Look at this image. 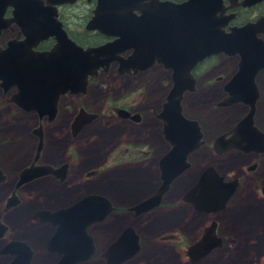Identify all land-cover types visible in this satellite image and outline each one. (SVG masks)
Here are the masks:
<instances>
[{
    "label": "flooded vegetation",
    "instance_id": "af4514ba",
    "mask_svg": "<svg viewBox=\"0 0 264 264\" xmlns=\"http://www.w3.org/2000/svg\"><path fill=\"white\" fill-rule=\"evenodd\" d=\"M82 1L84 0H79L74 6L59 7V20L63 23L68 36L83 48L101 46L110 42L111 39L95 32H86L84 29L85 24L91 17V11L95 5L94 1L86 3L89 8L81 23L77 24L78 31L73 32V30L68 29V24L62 11L68 7H75ZM158 1L180 6L190 0ZM195 2L197 0H193V4ZM156 3L157 0H141L139 2V10L135 12L137 18L141 16V9L147 11V6ZM216 4L217 6L220 4L221 11L215 10L214 16L209 19L224 22V26H222L224 33H230L232 30H243L244 33L239 37V42L243 38L248 39L250 47L253 45V50L257 52V58L264 59V0H216ZM198 10L201 14L203 13L201 9ZM13 12L14 9L7 8L2 16V21H8L9 24L0 30V52L6 50L9 45L19 46L20 42L24 41L26 37L21 28L15 22L10 21L14 17ZM150 12H154V9H151ZM194 18L195 15L192 16V20ZM180 19L190 21V17ZM217 26L216 24L215 27ZM26 30L29 29L27 28ZM166 34H161L154 38L156 42H161L162 47L172 40L174 44V40L178 37L181 40L176 42H183L184 35L185 39L187 38L185 32L178 34L176 39H174V36ZM53 45L54 40L49 38L37 43L33 51L37 53L48 52ZM16 50L20 52L19 49ZM171 51L172 48L167 52V56H169ZM129 54L130 51L124 53L122 55L123 59H127ZM1 55L0 226L5 229V234L0 240L2 248L9 241H13L11 238L9 241H4L9 236V233H12L8 225L9 218L14 217L18 213L19 208L29 207L34 205L35 202L43 201L45 196L44 193H39L40 189H45L51 183L57 189V207L53 208V210L40 206L34 207L35 209L31 208L27 213L28 225H24L22 229L26 235L23 236V239L16 240L25 243L30 248L32 258L36 251L42 250L49 255L57 257L54 263L59 259L57 253H50L46 246L54 233V228L39 223L37 219L33 218L35 214L43 210L65 209L92 195L104 198L114 210L101 223L86 227L87 235L92 238L95 247L93 258L87 262L92 261L98 255L102 264H105L103 255L127 228H131L134 231L137 237L138 250L122 264H147L141 259L142 257L150 256L155 260L161 255L160 251H156L155 245L158 246L156 238L163 233L165 234L160 237V240L171 244L172 250H176L182 243L185 258L190 263L187 257L188 249L202 239L206 229L212 223L216 225V235L222 240L221 247L213 251L219 250L224 246V240L218 234L219 224L213 218L218 213L206 214L197 212L192 204L183 201V196L196 181L190 184L186 190L176 192L177 188H175V185L184 177L186 172L171 183L156 208L139 215L129 211L130 208L142 204L150 197H153L161 185L159 161L170 150L171 144L162 133V120L158 116L162 111L167 95L174 87L173 76H175V73L172 68L166 69L163 63L154 60V64L145 71L122 75L117 72L118 64L113 63L108 67V71L105 72L100 69L95 77L88 79L84 95L65 94L60 96L56 104L55 116L52 120H49L48 115L34 111L35 109L45 111V104L42 103L43 98L39 93V89L37 94L40 82L37 83L35 80H29L28 78L21 80L13 77H19L24 74L26 68L29 69V65L25 68L21 64L20 58H9L8 60ZM162 58L164 57L162 56ZM221 58L233 61L232 69L228 75L226 73L221 75L215 71L216 64ZM13 60L14 62L11 63ZM240 61L241 55L239 53L233 56L224 54L213 55L197 63L191 71L193 91L183 93L181 108L185 118L196 121L199 125L203 135V144L187 158L190 167L189 158L200 149L206 147L204 134L207 124L205 123L204 125V122L187 115L184 107L185 98L197 94L200 90L205 89V86L207 87V92H209L213 89L210 88L212 85L219 84L220 90L218 93L221 97L223 95V97L219 98L216 108L237 107L244 110L242 116L237 118L225 131L212 139L210 150L217 157H224L215 152V140L221 135H226V139L230 138V132L248 111V107L241 103L232 106L220 105L227 96L224 87L231 78L237 75ZM260 63L247 74V85L249 90L251 85L255 86L257 90L253 120L254 126L264 135V129L257 122L258 116H262L264 121V68H258ZM21 70H23V73H21ZM184 79H186L185 76ZM179 82L180 84L183 83L182 81ZM111 86L117 87L118 90L110 89ZM20 87L24 90L22 94H20ZM156 91L160 93L158 99L153 97ZM91 96L99 99L96 109L89 108L84 103ZM81 114H89L94 117L80 120L79 116ZM52 124L55 125V128H53L55 134L51 142L57 144V163L51 165L44 160V157L48 143H50L47 142L46 128ZM117 126H121V128L115 130ZM62 127H64V130ZM63 133L66 135H63ZM231 154H239L247 158L248 162L254 161V164L247 167V171L251 173L257 169L258 161H262L264 158V152L254 151L247 154L239 151H230L225 156ZM43 165L51 166L55 170L54 175L34 178L17 188L20 175L25 170H28L31 166ZM130 169H133V171ZM139 180L141 181L140 185L124 189L130 182L136 185ZM113 197H119L116 198L117 202ZM14 201L16 206H10ZM7 205L10 207L6 209ZM165 215H169L168 227L164 225ZM175 215H179V218H175ZM126 216L131 217L134 223H138L139 226L134 228L126 224ZM207 216H211L212 220H209L210 224L203 226L198 232V239L193 243L189 241L182 242V237L177 233L189 235L195 232L191 230H194L197 224H201L200 218L204 219ZM45 227L48 229L47 235ZM98 227H101V233L93 235L91 230ZM184 228L191 232L186 231ZM63 243L69 252L77 253L75 248L78 250L83 248V244L76 243L72 245L68 238ZM100 244H102L101 249H99ZM77 245L82 248H78ZM143 251H145L144 255H142ZM198 262L190 264H197ZM30 264H32L31 261Z\"/></svg>",
    "mask_w": 264,
    "mask_h": 264
},
{
    "label": "water",
    "instance_id": "95a60500",
    "mask_svg": "<svg viewBox=\"0 0 264 264\" xmlns=\"http://www.w3.org/2000/svg\"><path fill=\"white\" fill-rule=\"evenodd\" d=\"M78 1L0 0V30L9 24L8 21H2L4 12L7 8H12L14 17L10 21L15 22L26 36L19 46L9 45L0 54L8 60L20 58L25 68L29 65L24 74L13 77L40 82L37 94L39 89L45 111H34L48 115L49 120L55 116L60 96L84 95L88 79L95 77L100 69L108 71V67L113 63L118 64L117 72L122 75L145 71L154 64V60L163 63L166 69L174 70V87L167 95L158 116L162 120V133L171 144L170 150L159 161L161 185L153 197L130 208V212L139 215L156 208L171 183L190 168L187 162L189 155L203 144V135L197 122L183 116L181 100L184 92L193 91L191 71L205 58L219 54L241 55L239 71L225 85L227 96L220 105L232 106L241 103L248 107L245 116L230 132L231 137L226 139V135H221L215 140V152L218 155H225L230 151L244 154L252 151L264 152V135L254 126L253 120L257 90L252 85L249 90L247 85V74L259 62L261 63L258 68H264V59L257 58V52L253 50V45L250 47L248 39L243 38L239 42L243 30L224 33V22L209 19L214 16L215 10L221 11L216 0H197L194 4L193 0H190L180 6L157 0L156 4L147 6V11L141 9L139 18L135 12L139 10L141 0H84L87 4L92 1L95 3L91 17L85 24V31L111 39L101 46L88 48L76 44L59 20V7L74 6ZM151 9H154V12L151 13ZM186 17H190V21L180 19ZM27 28L29 30H26ZM182 32H185L187 38L185 39L184 35L183 42H176L181 40L180 37L176 39V36ZM161 34L174 36V44L172 40L162 47L160 41L154 40ZM49 38L54 40L50 51H33L37 43ZM171 48L172 51L167 56ZM128 51L130 54L127 59H123L122 55ZM13 62L14 60L11 61ZM21 71L23 73V70ZM179 81L183 83L180 84ZM23 91L20 87V94ZM88 117L91 119L94 116L81 114L79 119ZM54 172L48 165L31 166L20 175L17 188L34 178L54 175ZM238 185L237 179L227 181L213 167H208L199 174L195 184L185 193L183 201L192 204L197 212H223L236 193ZM261 195L264 197V187L261 188ZM10 206H16V202ZM10 206L7 205L6 209ZM113 210L104 198L92 195L65 209L40 211L33 218L54 228V233L46 245L50 253L56 252L59 256L54 264H82L91 260L95 254L93 240L87 235L86 227L101 223ZM4 230L0 226V240L5 234ZM66 238L72 245L83 244V248L77 245L82 250L75 248L77 253L69 252L63 243ZM221 241L216 235V225L212 223L202 239L188 249L187 257L190 263L198 262L216 248H220ZM137 250V237L131 228H127L103 255V259L105 264H122ZM7 255L13 257L9 264H30L32 258L30 248L19 241H11L0 250V256Z\"/></svg>",
    "mask_w": 264,
    "mask_h": 264
},
{
    "label": "rangeland",
    "instance_id": "374dc122",
    "mask_svg": "<svg viewBox=\"0 0 264 264\" xmlns=\"http://www.w3.org/2000/svg\"><path fill=\"white\" fill-rule=\"evenodd\" d=\"M88 8L89 6L86 2L82 1L75 7H68L62 11L69 30H73V32L78 31L77 24L81 23ZM74 24H76V26H74ZM232 63L233 61L231 60L221 58L216 64L215 71L221 75L224 73L228 75L232 69ZM206 88L205 86V89L200 90L197 94L185 98L184 107L187 115L198 121L204 122V125L205 123L207 124L204 134L206 147L200 149L189 158L191 167L186 171L184 177L175 185V188H177L176 192L186 190L190 184L196 181L203 169L208 166L213 167L219 175L225 177L227 181L237 179L239 185L236 193L231 198L228 205H226L225 210L213 217L219 224L218 234L224 240V246L207 255L197 264H264V199L260 194V189L264 187V158L262 161H258L257 169L251 173L247 171V167L254 164V161L248 162L247 158L239 154H231L228 156H225V154L221 155L224 157L219 158L210 150L209 147L212 145V139L225 131L228 126L237 120V118L242 116L244 110L237 107L226 109L216 108V103L221 97L218 93L220 85H212L210 88L213 89L209 92H207ZM110 89L115 91L118 90V88L114 86H111ZM153 97L158 99L160 97L159 91H156ZM98 100L97 97L91 96L88 100H85L84 103L89 108L96 109ZM257 122L258 125L264 129L262 116H258ZM53 128H55L53 124L46 128L47 142L50 143H48L44 157V160L51 165L57 163V144L51 142L55 134ZM62 128L64 130V127ZM120 128L121 126H117L115 130ZM63 135L66 134L63 133ZM130 170L133 171V169ZM140 184V180L136 185L130 182L124 189H130ZM39 193H44L45 199L43 201L35 202L34 205L29 207L19 208L18 213L14 217L9 218L8 225L12 233H9V236L6 237L4 241H9L10 238L13 239V241L23 239V236L26 234L22 229L24 225H28L27 213L31 208L40 206L53 210V208L57 207V189L53 183L45 189H40ZM116 198L119 197H113L117 202ZM175 218H179V215H175ZM200 219L201 224H197L195 229L191 230L195 232L189 235L177 233L182 237V242L189 241L193 243L196 241L198 239V232H200L203 226H208L210 224L209 220H212V217L207 216L204 217V219ZM125 222L134 228L139 226V224L134 223V220L129 216L125 217ZM164 225L165 227L169 226V215L164 216ZM47 230L48 229L45 227L46 235L48 233ZM91 233L93 235H98L101 233V227L92 229ZM164 234L165 233L156 238V244L158 245H155L156 251H160L161 255L155 260L152 256L142 257L141 260L147 264H190L185 258V254L182 250V243L176 250H172L171 244L164 243L163 240H160V237ZM1 244L2 243H0V247ZM101 247L102 244L99 245V249H101ZM144 253L145 251H143L142 255H144ZM12 258L13 257L8 255L0 256V264H9ZM56 259L57 257L55 255H49L39 250L36 251L33 258H31V263L53 264ZM85 264H102V261L97 255L92 261Z\"/></svg>",
    "mask_w": 264,
    "mask_h": 264
},
{
    "label": "trees",
    "instance_id": "16d2710c",
    "mask_svg": "<svg viewBox=\"0 0 264 264\" xmlns=\"http://www.w3.org/2000/svg\"><path fill=\"white\" fill-rule=\"evenodd\" d=\"M85 16V15H84ZM74 40H75V38L73 37V36H71Z\"/></svg>",
    "mask_w": 264,
    "mask_h": 264
}]
</instances>
